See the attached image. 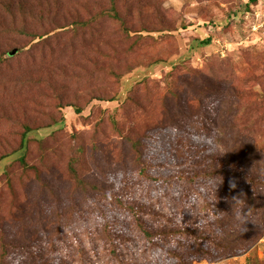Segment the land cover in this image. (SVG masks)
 I'll list each match as a JSON object with an SVG mask.
<instances>
[{"label":"rangeland","instance_id":"1","mask_svg":"<svg viewBox=\"0 0 264 264\" xmlns=\"http://www.w3.org/2000/svg\"><path fill=\"white\" fill-rule=\"evenodd\" d=\"M0 264H264V0H0Z\"/></svg>","mask_w":264,"mask_h":264},{"label":"trees","instance_id":"2","mask_svg":"<svg viewBox=\"0 0 264 264\" xmlns=\"http://www.w3.org/2000/svg\"><path fill=\"white\" fill-rule=\"evenodd\" d=\"M251 2H256L257 0H250ZM204 43L208 44L209 43V39L206 41H203Z\"/></svg>","mask_w":264,"mask_h":264},{"label":"water","instance_id":"3","mask_svg":"<svg viewBox=\"0 0 264 264\" xmlns=\"http://www.w3.org/2000/svg\"><path fill=\"white\" fill-rule=\"evenodd\" d=\"M14 52H16V49L14 51H12L11 54L14 53Z\"/></svg>","mask_w":264,"mask_h":264}]
</instances>
